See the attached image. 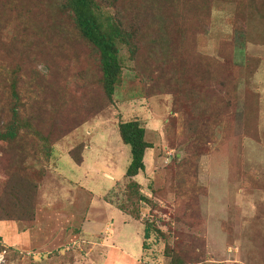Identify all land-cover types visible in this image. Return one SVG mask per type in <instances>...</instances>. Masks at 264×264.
<instances>
[{"label": "rangeland", "instance_id": "rangeland-1", "mask_svg": "<svg viewBox=\"0 0 264 264\" xmlns=\"http://www.w3.org/2000/svg\"><path fill=\"white\" fill-rule=\"evenodd\" d=\"M17 1L0 6V35H10L0 42V119L10 123L15 108L30 128L0 140L9 264H264V0H179L167 27L126 12L132 0H106L104 12H124L133 32L112 98L96 48L68 15ZM204 98L223 114L217 142L201 151ZM130 121L153 144L135 178L119 133ZM43 135L63 140L53 158V146L37 148Z\"/></svg>", "mask_w": 264, "mask_h": 264}, {"label": "trees", "instance_id": "trees-1", "mask_svg": "<svg viewBox=\"0 0 264 264\" xmlns=\"http://www.w3.org/2000/svg\"><path fill=\"white\" fill-rule=\"evenodd\" d=\"M19 1L20 0L17 2ZM27 1L22 0V7L23 9H28L29 11L31 9L30 7H27L29 0ZM105 2L106 0H35L36 6L41 5V7L49 8L48 10H52V12L55 11V19L57 21H63L66 13L69 20H72V23L75 25V30L82 34L83 38L96 48L99 55L98 60L100 62V67L103 72L104 88L108 97L112 98L115 93V87L119 82V78L123 70L124 60L121 56V51L122 48L129 43V40L133 38V32L130 34L127 32L126 28H124L126 22L124 12L116 14L115 16H111V14H106L104 12V7L106 4H109ZM178 2L179 0H132V2L129 3V7L125 11L130 13L135 12L136 19H138V16L141 15L143 16V20H151L155 23L161 22L162 24L160 26L167 27V15L171 12L170 9L176 8ZM13 5L14 4H12L11 0H0L1 8L10 9L9 6ZM175 14L179 16V13ZM21 15L22 16L19 17L21 21H23V18L25 17L24 13ZM9 20L10 22L15 23L10 17ZM18 31L23 33V29L21 27L18 28ZM7 36L10 35H0V42L5 39V37L7 38ZM232 57L231 69L235 70L234 52H232ZM173 58L176 57L173 55ZM225 58L227 59V56ZM170 59H172V57ZM216 101L217 100L213 99L209 102L206 98H204L199 99V102L196 101L197 104L195 103L196 107L199 108H195L197 112L195 114L200 115V113H202L206 117L203 119L206 122V130H204L205 124L202 121H199V124L196 126V130L194 129L198 132L197 135L199 133L203 134L199 139H197V144L201 151L208 150L210 143L217 142L214 129L220 124V118L218 117L223 114V111L221 104L215 103ZM12 114L13 119L10 123H3L0 119V140L9 144L16 143L30 128L25 121L19 119V113L15 108L12 110ZM47 133L48 131L44 134ZM119 133L123 143L131 148V162L127 168L126 177L135 178L139 176L140 173L145 171L144 159L146 151L148 149H152L153 144L147 142L146 130L138 121H130L120 124ZM41 140L44 142L37 147L41 152H44L45 149L48 151L50 146H53L46 135H43ZM54 146L53 150L49 152V155L52 158ZM70 155L76 164L81 165L83 163V156L80 150L70 153ZM20 180H23V177H19L17 179V183L24 185V183ZM134 185L138 186V184ZM139 199L143 201L145 198L139 196ZM121 209L124 210L122 207ZM11 219L12 218H9L7 214L0 215L1 222H7ZM151 233V228L146 226L143 230L144 236L142 235L145 239V241H143L145 249L148 248V244L146 243L151 239ZM0 241L5 244L4 241ZM7 250V264H9L12 259L13 252L11 251L12 248L8 246Z\"/></svg>", "mask_w": 264, "mask_h": 264}, {"label": "built area", "instance_id": "built-area-1", "mask_svg": "<svg viewBox=\"0 0 264 264\" xmlns=\"http://www.w3.org/2000/svg\"><path fill=\"white\" fill-rule=\"evenodd\" d=\"M8 263V250L7 246L0 241V264Z\"/></svg>", "mask_w": 264, "mask_h": 264}, {"label": "crops", "instance_id": "crops-1", "mask_svg": "<svg viewBox=\"0 0 264 264\" xmlns=\"http://www.w3.org/2000/svg\"><path fill=\"white\" fill-rule=\"evenodd\" d=\"M4 223H7V222H0V224H4Z\"/></svg>", "mask_w": 264, "mask_h": 264}]
</instances>
